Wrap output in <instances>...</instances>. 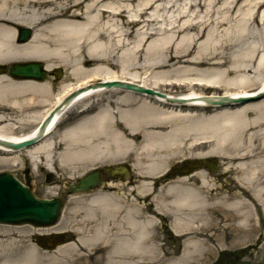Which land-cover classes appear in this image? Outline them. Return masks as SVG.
<instances>
[{"label":"bare ground","instance_id":"bare-ground-1","mask_svg":"<svg viewBox=\"0 0 264 264\" xmlns=\"http://www.w3.org/2000/svg\"><path fill=\"white\" fill-rule=\"evenodd\" d=\"M174 1L183 7L175 10ZM174 1L0 0V138L33 139L45 126L26 150L0 144V166L25 157L30 173L45 168L59 186L77 185L93 167L127 164L144 194L168 167L215 155L229 159L231 186L209 195V175L198 168L168 177L139 203L124 200L125 191L69 194L64 209L80 212V222L66 224L69 215L62 211L56 224L2 223L0 264H199L215 253L210 239L221 244L229 231L237 245L264 222V99L208 105L202 98L264 90V0ZM240 1L241 16L222 33L217 24L229 19L213 18L215 8L230 12ZM151 9L177 14L162 26ZM22 29L29 30L25 40ZM36 62L42 79L10 72L13 65ZM62 69L68 82L56 91L52 78ZM112 79L123 86L88 88L48 120L75 88ZM70 110L75 119L57 129ZM198 145L207 150L189 155ZM158 214L168 218L167 226ZM25 224L32 242L19 243V227L10 226ZM39 230L74 235L42 248ZM168 232L177 246L164 242Z\"/></svg>","mask_w":264,"mask_h":264},{"label":"rangeland","instance_id":"rangeland-1","mask_svg":"<svg viewBox=\"0 0 264 264\" xmlns=\"http://www.w3.org/2000/svg\"><path fill=\"white\" fill-rule=\"evenodd\" d=\"M241 2L242 1H240L237 4V6L234 8V10H232L230 12H226V10H222V8H219V7L215 8V13L213 14V18H218L219 20L223 19V18H228L229 19L226 22L225 21H221V23L217 24L218 25V29L222 33H223L224 28H227V27L233 28L234 27V23L236 22L235 20L241 16V14H239L238 17H236V9H237L238 6H240ZM174 3H175V10L177 8L183 7V1H174ZM263 7H264V5H263ZM149 13H150L149 15L151 17H154V18L155 17H159L161 19V21H160V23H158V25H162V26L165 25L167 20H170L171 18H174V15L177 14L176 12H174V9L171 10V11H167V12L163 11V10L157 11L156 9H151V10H149ZM160 36H161V33H158V35L154 36L153 39L159 38ZM66 75H67V72H64V70L62 69L61 76L59 78H57L55 76L52 78V80H54V82L56 84L55 85V90L56 91L58 90V87L61 85L62 82H65V83L68 82L66 80ZM70 79H72V78L70 77ZM182 91H185V90H182ZM198 91H199V89H198ZM205 92L209 93V94L211 93L210 89L206 90ZM262 99H264V97L261 98V99H258V100L250 101L248 103L257 102V101L262 100ZM213 109H215V107H213V108L208 107L207 109H205V111L207 110V112H209V110L211 111ZM75 117H76L75 112L70 110V111H68L65 114L64 119H66V120L68 119L67 122H69V121L73 120V119H70V118H74L75 119ZM253 129L254 128H252V130ZM206 150H207L206 147H202V146L198 145V146H195V147H189L187 152H188L189 155L193 156V155H196V154H200V152H203V151H206ZM217 159H218V161H217V169L215 170L214 173L210 174L211 181H210L209 184H211L210 186L212 187V192L209 189L208 190V194L209 195L217 194V193L221 192V190H227L232 184V183L230 184V181L234 180V174L233 173L225 172V171H229V170H226V168H225V167L228 166V164H226V161H228L229 159L228 158L219 157V156L217 157ZM235 163H236L235 160L232 159V163L231 164L234 165ZM229 166H230V164H229ZM26 167L31 169L30 161L27 160L25 157H23L22 160L20 162H18L17 164L16 163L15 164L14 163H10V164H8L6 166L5 165L4 166H0V171H2V170L11 171V172L15 173L17 176L19 175L20 177H23V173L22 172L24 171V169ZM131 170H132V168H131ZM46 171L47 170L45 168L41 169L40 166L35 171H33V172L31 171V173H30L31 178H32L31 183H32V187H33L34 192L39 197H50L52 195H58V193L61 194V190L63 188V186L61 184L58 186V185H56L53 182H46L45 181V178H46V174L45 173H46ZM62 174L67 175L64 172ZM132 174H134L133 170H132ZM224 175H226L227 178L224 177ZM65 177H64V179L63 178L62 179L66 180ZM126 186L122 185V183H121L120 185H118L117 189H118V191H122V192L125 191V194H126V192H127ZM122 196H123V194H122ZM123 197H124V200H127L125 198V196H123ZM67 206H69L68 203L65 204V208H67ZM64 214L65 215H69V217L67 219L69 221H67L66 224L73 225V224H78L80 222L79 221L80 212L67 213L66 210L64 209L63 210V215ZM4 226H7V225L0 224V227H4ZM8 226H10V225H8ZM17 227H19V230H20L19 232H17V235L19 234V237H20L19 238V243L32 242V241H29L30 237L26 235L27 229L30 228V226H28L27 224H25V225H11L10 226V228H13V230H17L16 229ZM257 227L258 228L256 230H252V232L249 233L245 237V241H243L240 244L236 245V244L232 243L234 241H231L229 239V238H231V233H229V231H228V233H226L227 239L223 243L219 244L218 240L210 239L209 244H212V246L215 247V248L213 247L215 252L219 248H221L223 246L230 245L231 246L229 248L230 250H234V252H238V254H240L242 252V256H240V259L248 260V261H251V262H258L264 256V231H263L260 223L257 224ZM42 231H45V230H39L37 232L44 233ZM45 232H47V231H45ZM71 236L73 237V233L72 232H67V233H65V236L63 235V240L62 239L61 240L57 239L56 243L57 244H61L62 242H65L66 238H71ZM164 242L168 246H172V245L174 246V244L177 246V242L173 241V239L169 237V233L165 234ZM43 243H48V240L44 241ZM37 244L40 247H42V248H46V247H44V246H46V244L43 245L39 241L37 242ZM223 248H227V247H223ZM211 255L209 256L208 259H205L204 261H202L203 263H199V264H210V262H211L210 260H211V258L213 256V255L212 256Z\"/></svg>","mask_w":264,"mask_h":264},{"label":"water","instance_id":"water-1","mask_svg":"<svg viewBox=\"0 0 264 264\" xmlns=\"http://www.w3.org/2000/svg\"><path fill=\"white\" fill-rule=\"evenodd\" d=\"M29 35V30L22 29L21 39L25 40ZM10 72L18 77H31L42 79L44 76V71L41 69L40 63H27L18 64L10 67ZM114 85H121L120 82L113 83ZM112 83H105L100 86H109ZM99 86V85H98ZM136 87V86H135ZM82 91H77L70 95L64 100V102L58 107L57 110L48 120L53 118V115H59L60 111H63L67 106H69L81 93ZM264 97V91L259 93L257 96L253 97H229V96H205L202 97L206 103L212 104H228L237 102H246L248 100H256ZM173 101H178L181 99L172 98ZM47 120V121H48ZM45 121V124L47 123ZM44 125L41 126L39 134L33 138L22 142H10L5 141L0 138V144L2 146H7L12 149L22 148L33 143L37 138L40 137ZM199 165H194L192 168L199 167ZM214 169V167H212ZM119 172L123 173L124 176L127 172L122 167H115L112 173ZM28 184V178H27ZM98 184V175L96 172H90L86 174L82 179L79 180L77 185L68 183L69 192L71 193H81L93 190ZM62 207V200L59 197L53 198H37L31 191L30 186L20 183L12 173L4 171L0 172V222L5 223H22V222H32L38 225H47L54 223L60 213ZM246 264V263H240ZM261 264H264V260Z\"/></svg>","mask_w":264,"mask_h":264},{"label":"flooded vegetation","instance_id":"flooded-vegetation-1","mask_svg":"<svg viewBox=\"0 0 264 264\" xmlns=\"http://www.w3.org/2000/svg\"><path fill=\"white\" fill-rule=\"evenodd\" d=\"M182 170L183 169L180 167L172 169L169 173V178L175 179V177H174V175H172V173L182 172ZM99 172H100V178L102 179L103 183L107 184L108 180H109L108 172H105L103 168H100ZM174 179H170V181L174 180ZM165 184H167V183H165ZM141 185L142 184L140 183V181H135V180H132L131 178L129 179V181H127V187L126 188L128 189L127 194H128L130 199L134 198V199H138V201H140L142 199L147 200L151 194H154L161 186H163L157 182H152L150 184V187H151L150 191L142 194V193H140V190L142 189V187H140ZM151 207L152 206H150V209H151ZM158 215L163 217V221H165V225L167 226L168 218H166L165 215H163V214H158ZM240 255L242 256V252L240 254H238V252H234V250L220 249V251L216 254L215 258L211 261V264H228L229 261L238 262V261H240Z\"/></svg>","mask_w":264,"mask_h":264}]
</instances>
